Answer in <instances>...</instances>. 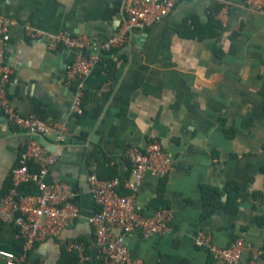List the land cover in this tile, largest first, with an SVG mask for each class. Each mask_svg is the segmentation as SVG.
<instances>
[{
    "label": "crops",
    "instance_id": "0c3cea01",
    "mask_svg": "<svg viewBox=\"0 0 264 264\" xmlns=\"http://www.w3.org/2000/svg\"><path fill=\"white\" fill-rule=\"evenodd\" d=\"M0 16L18 21L6 40L12 71L7 99L23 116L63 125L73 139L65 144L54 134L45 139L59 158L45 182L70 185L81 211L60 237L37 244L26 264H73L63 246L69 240L85 244L91 264H104L86 219L96 210L88 176L130 177L127 150L151 141L162 143L173 167L166 178L146 176L137 198L150 217L173 209V231L128 235L132 256L144 264H224L194 245L195 235L205 231L221 247L243 239L261 251L257 259L244 253L239 264H264V11L250 9L244 0H184L165 21L134 30L110 60L102 59L71 86L73 55H64L61 47L50 50L44 38H29L24 25L103 43L125 22V0H0ZM211 20L220 27L217 37L183 36ZM79 85L83 115L73 111ZM83 129L89 139L74 141ZM28 140L0 115V199ZM97 147L100 161L106 160L101 168L90 157ZM228 183L238 190L234 214L225 209ZM203 189L221 194L209 215ZM1 250L20 253L21 239L15 226L0 221ZM0 264H6L2 257Z\"/></svg>",
    "mask_w": 264,
    "mask_h": 264
},
{
    "label": "built area",
    "instance_id": "2783aa9c",
    "mask_svg": "<svg viewBox=\"0 0 264 264\" xmlns=\"http://www.w3.org/2000/svg\"><path fill=\"white\" fill-rule=\"evenodd\" d=\"M182 1L125 0V22L117 33L103 43L63 32L42 33L29 24L24 25V31L31 39L44 38L50 50L61 47L78 52L68 70V85L71 86L79 77L91 73L102 61L104 52L122 47L134 30H147L165 21ZM244 2L252 10L264 11V0ZM17 24L18 21L13 17L0 16V115L5 117L11 127L29 137L26 151L12 171V187L0 199V221L15 226L21 239L20 253L0 251V257L5 259L6 264H26L28 254L37 244L60 237L81 217L79 205L72 202L76 192L70 185L65 182H45L50 168L58 163L59 158L36 140H45L54 134L59 144H65L68 142L65 127L49 125L35 117L19 114L6 96L12 74L5 58L6 40L10 29ZM84 51H92V54L84 55ZM73 111L78 115L84 114L82 85L77 87ZM126 155L132 166L130 177L103 179L96 172L88 176L89 192L96 210L86 219L94 228L95 243L104 264H144L141 259L132 256L127 236L135 232H140L144 237L164 236L173 231V209H159L150 217L145 214L137 198L146 176L163 179L170 174L173 167L171 155L159 141H151L142 148L131 147ZM29 184L35 185L37 194L20 196V188ZM193 241L197 248L205 250L216 261L224 264H239L247 252L254 259L261 253L243 239L236 240L230 247H221L205 231H199ZM63 246L68 253L77 254V264H91L83 242L69 240Z\"/></svg>",
    "mask_w": 264,
    "mask_h": 264
},
{
    "label": "trees",
    "instance_id": "16d2710c",
    "mask_svg": "<svg viewBox=\"0 0 264 264\" xmlns=\"http://www.w3.org/2000/svg\"><path fill=\"white\" fill-rule=\"evenodd\" d=\"M219 32H220V27L218 23L211 20L210 22H208L207 25L195 27L190 35H183V36L186 37L188 36L189 38H194L198 40H204L208 38L210 39L217 37ZM113 54L114 51L104 52L102 54V59L108 61L112 58ZM101 154H102L101 150L98 147L90 154V157L96 159V161L99 163L100 168L102 166V163H105L106 161L105 159L103 160V162L100 161L99 155ZM32 168H35V166H32ZM113 176H115V174H109L107 178ZM98 177L100 176L98 175ZM11 187H12V180H11V184L7 187L6 192H8ZM122 192L126 193V190H123ZM226 192L228 194V197L225 203V209L227 212L234 214L237 210L236 200L238 197V190L233 183H228L226 186ZM36 194H37V189L34 184L25 185L22 188H20V196L36 195ZM220 197L221 194L217 190L203 189L204 211L206 215L213 213L217 209L220 201ZM69 254H70L69 256H72L74 260L73 264H77L78 262L77 254H73V253H69Z\"/></svg>",
    "mask_w": 264,
    "mask_h": 264
},
{
    "label": "water",
    "instance_id": "95a60500",
    "mask_svg": "<svg viewBox=\"0 0 264 264\" xmlns=\"http://www.w3.org/2000/svg\"><path fill=\"white\" fill-rule=\"evenodd\" d=\"M70 54V55H73V58L75 59L76 55L78 52H73V51H69V50H66L65 53H63L64 55L65 54ZM84 55H91L92 54V51H84L83 52ZM89 131H86L85 129L82 130L81 133H79L74 139L75 140H78V139H81L82 142H85L89 139V134H88ZM36 140L41 144L42 147H44L49 153H54V154H58V149L55 148L54 146H51L47 143L46 140L42 139V138H36ZM73 139L72 138H69L68 142H72Z\"/></svg>",
    "mask_w": 264,
    "mask_h": 264
}]
</instances>
